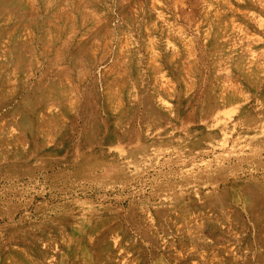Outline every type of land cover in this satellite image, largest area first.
<instances>
[{
    "label": "rangeland",
    "instance_id": "rangeland-1",
    "mask_svg": "<svg viewBox=\"0 0 264 264\" xmlns=\"http://www.w3.org/2000/svg\"><path fill=\"white\" fill-rule=\"evenodd\" d=\"M0 85V264H264V0H0Z\"/></svg>",
    "mask_w": 264,
    "mask_h": 264
},
{
    "label": "crops",
    "instance_id": "crops-1",
    "mask_svg": "<svg viewBox=\"0 0 264 264\" xmlns=\"http://www.w3.org/2000/svg\"><path fill=\"white\" fill-rule=\"evenodd\" d=\"M3 85H4V84H3ZM3 85H0V90H1V88H2Z\"/></svg>",
    "mask_w": 264,
    "mask_h": 264
}]
</instances>
